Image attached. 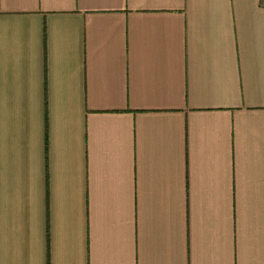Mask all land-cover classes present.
Wrapping results in <instances>:
<instances>
[{"label": "crops", "instance_id": "obj_1", "mask_svg": "<svg viewBox=\"0 0 264 264\" xmlns=\"http://www.w3.org/2000/svg\"><path fill=\"white\" fill-rule=\"evenodd\" d=\"M0 264H264V0H0Z\"/></svg>", "mask_w": 264, "mask_h": 264}]
</instances>
